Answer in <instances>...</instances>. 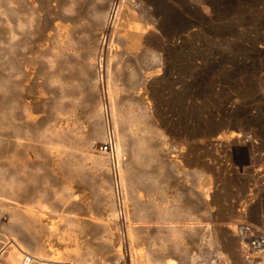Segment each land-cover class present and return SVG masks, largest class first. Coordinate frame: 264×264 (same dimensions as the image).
I'll return each instance as SVG.
<instances>
[{
    "label": "rangeland",
    "instance_id": "obj_1",
    "mask_svg": "<svg viewBox=\"0 0 264 264\" xmlns=\"http://www.w3.org/2000/svg\"><path fill=\"white\" fill-rule=\"evenodd\" d=\"M103 8L102 0H28L0 25V195L55 209L56 216L42 218L47 225L59 216L84 222L89 212L95 215L106 176L93 173L88 159L82 170L67 164L87 151L78 144L83 138L95 154L109 155L99 147L113 137L111 99L116 110H146L151 128L163 136L162 143L149 136L158 157L134 167L127 209L135 197L151 212L177 199L199 227L196 235L184 234L185 245L192 248L196 237L204 249L212 242L229 264H248L264 249L254 245L256 236L264 237V0H123L115 24L105 29ZM103 35L112 36L111 49L105 64L97 56L96 71L106 65V77L96 72L91 80L89 58ZM95 92L107 121L104 141L94 135ZM52 129L62 131L63 140L48 138ZM44 143L67 150L61 157L71 160L58 164L40 150ZM133 149V137L125 136L126 161ZM108 167L121 212L114 165ZM197 183L206 199L195 197ZM67 192L70 199L58 201ZM5 224L1 218L0 249L9 239ZM89 228H79L81 245L97 249L100 237ZM111 244L129 261L123 232Z\"/></svg>",
    "mask_w": 264,
    "mask_h": 264
},
{
    "label": "bare ground",
    "instance_id": "obj_2",
    "mask_svg": "<svg viewBox=\"0 0 264 264\" xmlns=\"http://www.w3.org/2000/svg\"><path fill=\"white\" fill-rule=\"evenodd\" d=\"M116 1L117 0H102L104 8L100 20L101 26L104 29L108 25H114L118 18L119 9H121L120 6L123 0H119L118 6ZM27 2L28 0H0V25H3L4 21H6L7 17L10 15H19ZM111 41L112 36L106 37L103 35L101 44L90 56L88 65L90 71L89 77L91 80L96 77V72L101 78L102 76L106 77V65L103 67L100 64L101 66H99L98 71H96V58L99 56L101 63L102 60L104 64L106 63V50L111 49H106V45H109ZM112 87L115 88L112 94L113 96L117 93V89L114 85ZM115 96L117 95L115 94ZM93 103L96 112L95 118L98 122V126L94 130V135L96 138L98 137L104 141L108 138L106 129L108 127L107 121L106 124L102 121V113H104V110L98 101L96 92L94 93ZM130 107L132 108V106ZM130 107L123 110H116L111 99L109 100L113 137L110 138L111 151L108 152V156L92 152V143L90 140L83 138L81 141L79 140L78 144L83 147L85 146V150L87 151L81 153L80 159L75 160L76 162L73 161L74 163L67 164L70 167L73 165V168L77 167V169L82 170V168L85 167V164L82 162L88 159L91 161L94 168L95 172L93 173H103L106 176V179L104 178L102 181L104 188L97 190L94 205L98 207V211L95 215L89 212L86 214L84 222L78 218L73 219L59 216V221H54L51 225H47L42 222V218L50 217L51 214V217L56 216L55 214L57 211L55 209H49L38 199L33 200L31 205H25L11 197L10 194L8 196L0 195V220L4 218L7 221V224H5V234L9 237V239L2 243V248L0 249V264H16L26 253L43 260L47 264H95L103 261L120 260L123 259L122 248L120 246L114 248L111 243L115 234H122V232L125 236V242L128 245L129 253L127 254L129 255L130 264H180L182 262L194 264L200 261H211L215 257H223L227 262L223 254L210 248L212 245L211 241L208 248L206 246V249L197 243L196 237L194 238L196 242H192V248L191 246L188 247L185 245L184 234L189 237L196 235L194 232H196L195 230L199 227L197 223H193L195 219L192 217L193 214L191 211L184 205L178 203L177 199L173 198V205L170 207H159L157 205L156 210L152 211V213L147 207L139 205L138 199H136L138 197H135V203L132 204V209H127L125 203L131 200V196L129 197L127 190L129 191L132 189V181L135 176L134 167L141 163L148 165L153 159L158 157V150L151 147L149 136L153 134L161 143L163 142L162 134L152 129L153 127L151 128L148 123L147 111L142 110L135 113ZM115 112L117 113V117L115 116ZM119 123L124 125L125 128L122 126L124 130L122 132L124 133L120 132L119 134L117 129ZM142 132L144 134H142ZM48 134V138L50 139H55L56 141L63 140L62 131L52 129ZM127 135L133 137L134 148L130 160L128 159L129 161L125 160L123 153V141ZM231 137L239 139L242 137V134L232 133ZM113 139L115 142H113ZM46 143L40 146V150L54 156L58 164L65 165L68 160H71V157H67V159L61 157V153L67 150L60 147L52 148ZM109 162L114 165L113 169L116 172L115 176L118 182L117 189L120 187L121 190V212L117 210L116 202L114 201V187L112 188L109 177ZM199 186V183H197L195 197H204L206 199L207 193ZM156 188H158V186ZM70 196V192L64 193L58 196V201H62L64 198L70 199ZM73 199L75 198L73 197ZM5 212L6 217H4ZM202 214L207 215V212L203 210L201 215ZM120 218L122 219V224L119 226L114 223V221ZM184 220L189 222L182 223ZM154 221L155 224H153ZM157 221L161 226L156 225V223L158 224ZM82 225L84 227L89 225V230L99 235L100 238L97 249H91L89 245H85V247L81 245L79 239L81 229L79 228ZM206 227L208 228V226ZM246 231V228H242V232ZM53 238H55V242L51 244ZM256 238L257 241H255L254 245H257V247H264V237L256 236ZM142 243H148L146 249H139L138 246ZM242 243L243 246L241 248L248 249V245L244 242ZM55 244L63 245L65 251L59 252ZM255 254L256 253H254V255ZM257 255L258 257L252 258V260H248L247 258L246 262L248 264H264V249L259 251Z\"/></svg>",
    "mask_w": 264,
    "mask_h": 264
},
{
    "label": "built area",
    "instance_id": "obj_3",
    "mask_svg": "<svg viewBox=\"0 0 264 264\" xmlns=\"http://www.w3.org/2000/svg\"><path fill=\"white\" fill-rule=\"evenodd\" d=\"M99 149L106 153L110 152L111 151V140L108 139V141L104 142L102 146L99 147ZM239 231H240L239 233L242 235V229H239ZM16 264H47V263H45L43 260L31 254L26 253L20 259V261L17 262ZM68 264H72V263H68ZM95 264H130V261L120 259V260H111L107 262L106 261L97 262ZM194 264H229V263L226 262L223 257H215L211 261H207V262L200 261Z\"/></svg>",
    "mask_w": 264,
    "mask_h": 264
}]
</instances>
